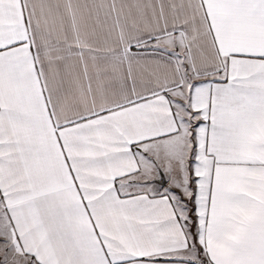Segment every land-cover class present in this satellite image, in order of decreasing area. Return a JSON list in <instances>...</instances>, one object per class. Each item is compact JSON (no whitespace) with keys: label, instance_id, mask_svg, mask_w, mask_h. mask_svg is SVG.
<instances>
[{"label":"snow or ice","instance_id":"1","mask_svg":"<svg viewBox=\"0 0 264 264\" xmlns=\"http://www.w3.org/2000/svg\"><path fill=\"white\" fill-rule=\"evenodd\" d=\"M0 264H264V0H0Z\"/></svg>","mask_w":264,"mask_h":264}]
</instances>
